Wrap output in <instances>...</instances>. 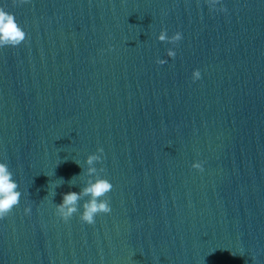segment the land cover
Instances as JSON below:
<instances>
[{"label":"water","instance_id":"1","mask_svg":"<svg viewBox=\"0 0 264 264\" xmlns=\"http://www.w3.org/2000/svg\"><path fill=\"white\" fill-rule=\"evenodd\" d=\"M221 6L0 0L26 34L0 47V162L21 193L0 264H264V0ZM97 148L111 211L82 222L84 197L61 220Z\"/></svg>","mask_w":264,"mask_h":264},{"label":"clouds","instance_id":"2","mask_svg":"<svg viewBox=\"0 0 264 264\" xmlns=\"http://www.w3.org/2000/svg\"><path fill=\"white\" fill-rule=\"evenodd\" d=\"M21 3L27 0H20ZM209 9L212 11L224 12L226 9L221 6L219 9L216 5L220 0H206ZM26 38L25 32L19 27L13 14L6 12L0 8V47L4 46H18ZM181 33L176 32L170 37L166 35L165 30H161L157 36L160 42H167L173 46L181 40ZM166 55L170 58L175 57V52L172 49L166 50ZM158 65L166 63L163 59L156 60ZM200 78V71L193 70L192 80L195 81ZM97 154H90L85 160L88 165L87 169H82L79 175H87L88 180L79 192H68L62 194V202L55 205V214L61 220L67 221L74 213L78 211V202L83 200L84 197L88 199L84 201L80 207L79 219L86 224H93L94 217L98 214H107L111 211L109 201L105 198L107 193L112 190L113 185L105 178H102L101 173L104 168H96L94 163L100 162L102 159L103 149L97 148ZM78 166H80L77 163ZM192 168L202 171L201 163L197 162L191 165ZM12 172L9 170L7 163L0 162V219L6 217L14 207L19 204L21 193L18 191V185L12 178ZM59 186V185H58ZM57 186V187H58ZM28 213L29 209H24Z\"/></svg>","mask_w":264,"mask_h":264}]
</instances>
